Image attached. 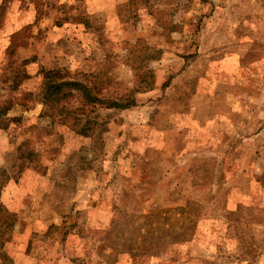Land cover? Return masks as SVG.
Here are the masks:
<instances>
[{"label": "rangeland", "instance_id": "1", "mask_svg": "<svg viewBox=\"0 0 264 264\" xmlns=\"http://www.w3.org/2000/svg\"><path fill=\"white\" fill-rule=\"evenodd\" d=\"M103 7L0 0V264H264V0Z\"/></svg>", "mask_w": 264, "mask_h": 264}, {"label": "trees", "instance_id": "2", "mask_svg": "<svg viewBox=\"0 0 264 264\" xmlns=\"http://www.w3.org/2000/svg\"><path fill=\"white\" fill-rule=\"evenodd\" d=\"M54 70H47L46 76L52 77L55 76ZM44 85L41 93V103L47 104L50 100L53 102H59L62 98L72 93V97H79L84 105H91L94 108L97 105H104L106 107H114L117 109H125L132 105H135V102L128 101L127 99H114L109 100L100 97L96 92H92L91 88L86 85L84 82L78 79H43ZM9 105H4L0 107V115L5 114ZM90 123H95L89 117H85L84 123L80 128L75 129V131L79 134L87 135V129L90 128ZM187 216L183 213L179 215H173V221L171 224L175 223H183ZM152 224V223H151ZM156 224V223H155ZM149 231L155 229V225H149ZM173 232H175L173 230ZM179 234V232L177 233Z\"/></svg>", "mask_w": 264, "mask_h": 264}, {"label": "crops", "instance_id": "3", "mask_svg": "<svg viewBox=\"0 0 264 264\" xmlns=\"http://www.w3.org/2000/svg\"><path fill=\"white\" fill-rule=\"evenodd\" d=\"M87 1H89V0H87ZM117 1H122V0H117ZM94 2L95 3H99V7H101V9L103 10V4H105L106 3V0H94ZM81 29H79V30H76V31H78V32H80L81 34H82V36L81 37H84L85 35H88V34H90V30H87V28H85V27H80ZM78 35H80V34H77V36ZM75 42H77V40L75 41ZM262 82L264 83V79L262 80ZM187 209H186V206L184 205V206H182L181 207V209H180V213H188L187 211H186ZM188 216H189V214H187V216H186V218H185V220H184V222H186L187 220H189L188 219ZM173 220H171L169 223L168 222H162L161 221V226H164V224H165V228H166V226H169L172 230H174L175 232H178L177 230H175V228H177V226H176V224H171V222H172ZM162 223H164L163 225H162ZM195 224V222L193 221V225ZM181 225V224H180ZM157 223H156V228H157ZM181 227V226H180ZM182 237V236H181ZM20 254V253H19ZM73 256H75V254L73 255ZM0 257H1V254H0ZM76 257V256H75ZM40 258H42L43 259V253H42V255L40 254ZM10 259L12 260V262H10L9 264H17L16 263V261H15V258L14 257H10ZM101 259H103V257H101ZM102 263H104V260H102Z\"/></svg>", "mask_w": 264, "mask_h": 264}]
</instances>
